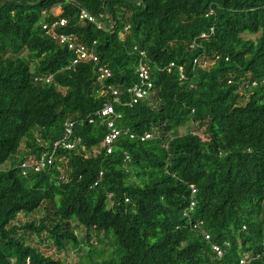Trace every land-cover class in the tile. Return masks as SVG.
Masks as SVG:
<instances>
[{
  "label": "trees",
  "instance_id": "1",
  "mask_svg": "<svg viewBox=\"0 0 264 264\" xmlns=\"http://www.w3.org/2000/svg\"><path fill=\"white\" fill-rule=\"evenodd\" d=\"M59 20L111 78L72 66L44 30ZM141 63L153 88L129 106ZM108 103L123 132L111 154L95 117ZM68 121L75 148L55 149ZM9 162L0 264H264V0H0Z\"/></svg>",
  "mask_w": 264,
  "mask_h": 264
},
{
  "label": "built area",
  "instance_id": "2",
  "mask_svg": "<svg viewBox=\"0 0 264 264\" xmlns=\"http://www.w3.org/2000/svg\"><path fill=\"white\" fill-rule=\"evenodd\" d=\"M82 19H89L90 22H95V19L89 16L87 13H83ZM67 25L65 20L55 21L52 24H46L44 26V30L47 31V34L50 35L53 39L59 41L62 45H66L68 49L73 53L74 60L72 62V66H77L81 63H88L90 61L94 62L95 70L99 75L100 81L108 80L112 77V73L109 68L99 65V58L95 55L93 50H89L87 47L78 44L76 42V38L74 35H67L64 33H59L60 27H64ZM144 55V54H142ZM173 66V64L171 65ZM137 73L140 79L138 85H135L133 88L128 90L130 94L129 106H134L138 104L140 101L144 100L151 92L153 88V84L151 82V76L149 68L141 63L137 69ZM112 95L113 101L115 104L120 102V92L117 89L109 88ZM114 103L106 104L99 112L95 114V117L98 119H102L106 122L108 134L104 139V147L107 150L108 154H111L114 151L115 143L118 138L123 133L121 129H119L116 125V120L120 118V116L116 113L114 108ZM95 119H91L90 123H94ZM75 123L68 121L65 124L66 135L64 138L55 144V149L64 146L68 150H73L75 148V144L71 142V137L73 136ZM132 139L135 135L130 136ZM151 135H145L142 140H150ZM128 160V157H127ZM55 161L54 156H42L41 158H32L29 161H26L22 164L23 175H27L29 170H33L35 172H40L50 166L53 165ZM195 192V191H194ZM193 205V204H192ZM208 238V237H207ZM215 251L219 256H222V252L219 248L215 247ZM241 264H244L242 261Z\"/></svg>",
  "mask_w": 264,
  "mask_h": 264
},
{
  "label": "rangeland",
  "instance_id": "3",
  "mask_svg": "<svg viewBox=\"0 0 264 264\" xmlns=\"http://www.w3.org/2000/svg\"><path fill=\"white\" fill-rule=\"evenodd\" d=\"M57 12H60V10H57ZM180 133H181V135L185 134L184 130H181ZM25 152H26V150H25V147L23 145L22 146V151L18 154V157L16 158V161L17 162H20L23 159ZM11 166H12V163L9 162V163L1 166L0 167V170L9 169V168H11ZM21 220L26 221V219H23V218H21ZM43 250H45V252H48V253H51V252L54 251L52 248H47V247H43ZM63 257H64L63 255H58L57 258H63ZM72 259L75 260L76 259V256L75 255H72Z\"/></svg>",
  "mask_w": 264,
  "mask_h": 264
},
{
  "label": "crops",
  "instance_id": "4",
  "mask_svg": "<svg viewBox=\"0 0 264 264\" xmlns=\"http://www.w3.org/2000/svg\"><path fill=\"white\" fill-rule=\"evenodd\" d=\"M60 12H57V14H59Z\"/></svg>",
  "mask_w": 264,
  "mask_h": 264
}]
</instances>
